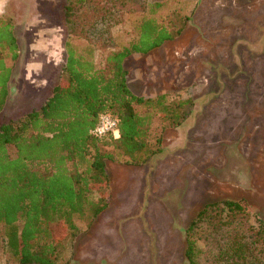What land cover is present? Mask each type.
<instances>
[{"label":"rangeland","instance_id":"obj_1","mask_svg":"<svg viewBox=\"0 0 264 264\" xmlns=\"http://www.w3.org/2000/svg\"><path fill=\"white\" fill-rule=\"evenodd\" d=\"M165 1L184 28L128 58V83L138 96L164 93L191 104L178 126L161 130L155 117L153 138L161 133L162 145L146 163L107 162L108 182L95 190L107 206L90 227L77 221L63 254L68 264H188L185 229L207 203L238 200L264 219V0ZM59 2L0 0L19 48L0 120L39 106L60 81ZM131 30L128 20L112 28V38L123 44ZM107 53H94L96 68ZM51 230L64 235L62 224ZM8 256L0 235V264Z\"/></svg>","mask_w":264,"mask_h":264},{"label":"trees","instance_id":"obj_2","mask_svg":"<svg viewBox=\"0 0 264 264\" xmlns=\"http://www.w3.org/2000/svg\"><path fill=\"white\" fill-rule=\"evenodd\" d=\"M59 4L53 14L63 34L60 81L39 106L0 120V235L8 264H68L63 254L77 221L88 228L107 206L95 197L108 182L107 162L146 163L162 145L161 133L153 138L155 117L164 122L161 130L178 126L191 104L164 93L138 96L128 83V58L150 53L184 28L165 0ZM128 20L132 35L117 45L111 30ZM97 50L108 51L100 68ZM18 56L13 25L0 16V113ZM102 115L116 120L118 138L92 133ZM55 224L64 227L63 237H54ZM184 257L188 264H264V219L238 200L207 203L185 229Z\"/></svg>","mask_w":264,"mask_h":264},{"label":"built area","instance_id":"obj_3","mask_svg":"<svg viewBox=\"0 0 264 264\" xmlns=\"http://www.w3.org/2000/svg\"><path fill=\"white\" fill-rule=\"evenodd\" d=\"M92 133L98 137L106 134H110L113 136V138L116 139L119 137L117 122L109 115H102L99 119L97 126L95 127Z\"/></svg>","mask_w":264,"mask_h":264},{"label":"crops","instance_id":"obj_4","mask_svg":"<svg viewBox=\"0 0 264 264\" xmlns=\"http://www.w3.org/2000/svg\"><path fill=\"white\" fill-rule=\"evenodd\" d=\"M58 27H59V30H60V37L62 39L63 37V34H62V27L60 26V24L58 23ZM62 45H63V42H62Z\"/></svg>","mask_w":264,"mask_h":264}]
</instances>
